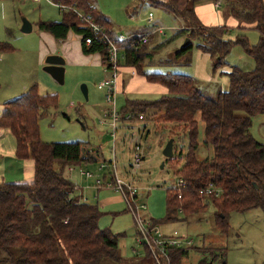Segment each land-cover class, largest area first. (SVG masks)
Segmentation results:
<instances>
[{"label":"trees","instance_id":"16d2710c","mask_svg":"<svg viewBox=\"0 0 264 264\" xmlns=\"http://www.w3.org/2000/svg\"><path fill=\"white\" fill-rule=\"evenodd\" d=\"M203 1L146 0L180 20L181 31L188 37L180 55L187 53L192 48L190 40L197 38V47L213 61V72L221 64L228 65L224 58L236 46L253 60L254 68L244 71L232 66L227 73L229 89L207 98L188 75L143 73L149 56L146 44L117 42L123 49L124 65L165 90L153 101L126 100L119 113L137 119L149 114L157 126L183 130L187 152L176 175L185 185L166 190V220H173L171 214L176 213L185 217L204 213L210 205L215 227L227 234L231 213L252 209L264 213V145L249 134L251 118L264 115V0H224L225 16L237 22L236 30L259 33L255 45H250L244 34L226 40L224 36L232 30L228 26H204L194 12ZM53 3L58 5L62 19L39 21L36 29L57 41L65 40L71 32L80 36L82 53L99 54L101 65L106 66L107 47L95 42L85 45V37L91 36L85 18L112 36L110 20L90 0ZM50 109H58L57 95H40L33 84L18 98L4 103L0 112V130H9L15 139V157L33 165L30 182L0 183V264H124L119 251L122 235L99 227L102 213L98 206L75 196V186L65 174L70 167L104 162L102 149L89 142H42L39 120ZM197 115L203 124L202 146L212 148L208 159L198 158ZM174 160L165 158V162ZM188 249L169 251L170 264H182ZM146 258L147 264H153Z\"/></svg>","mask_w":264,"mask_h":264},{"label":"rangeland","instance_id":"374dc122","mask_svg":"<svg viewBox=\"0 0 264 264\" xmlns=\"http://www.w3.org/2000/svg\"><path fill=\"white\" fill-rule=\"evenodd\" d=\"M218 1L221 2L218 12L222 13L224 1ZM90 2L110 20L114 36H122L124 39L133 35L147 36L146 47L149 56L143 63L145 73L188 75L193 78L201 94L207 98H214L219 91L229 89L227 73L232 66L244 71L254 68L253 60L242 48L236 46L232 47L224 58L228 65L221 64L213 72V61L197 47L200 44L197 38L191 39L192 48L180 55L179 51L188 39L186 33L181 31L180 20L162 7L146 0ZM150 14L151 24L147 22ZM61 19L62 15L56 6L46 0L41 3H33L31 0H0V47H4V50L0 48V103L21 96L24 88L28 89L36 84L40 95L55 94L58 97V109H50L48 114L39 120L42 142H89L100 145L104 162L74 169L70 167L65 174L75 186V196H81L84 201L98 206L102 213L99 227L122 235L119 239V251L124 264L149 262V259L143 257V248L136 244L137 218L143 223L155 222L164 235L177 232L193 240L182 264H264V213L260 209L231 213L227 234L220 233L215 227L214 210L210 205L204 213L187 217L176 213L171 214L173 220H166L165 192L178 184L176 171L181 168L187 152L185 133L181 128L177 129L172 125L157 126L152 115L145 114L142 120L119 119L113 140L110 125L112 120L104 116L105 112L111 110L105 100L106 91L98 90L97 86L114 74L107 70L106 66L96 67L90 61L80 62L81 58L75 57L76 50L79 51L77 42L81 37L72 32L67 36L66 41H70L69 44L74 42V47L69 48L72 50L71 58L64 65L63 84L52 80L43 71V65L37 61V48L41 40L34 25L39 20L59 22ZM23 20L33 25L30 33L24 34L20 31ZM237 34L246 35L250 45L258 43L259 33L254 29L239 31L233 28L224 38L235 40ZM96 55L95 59H100V55ZM118 59L121 66V53H118ZM132 78L129 71L124 72V86L118 91L115 86L113 90L115 109L118 113L125 106L126 100L153 101L165 94L163 87L148 84L145 80L143 84L147 87H143V84L132 85V88L127 90ZM81 85L87 88V99L81 92ZM3 96H6V99ZM127 114L119 113L121 116ZM197 121L200 147L198 158L208 159L212 148L202 146L203 124L198 115ZM249 134L264 145V115L251 118ZM169 139L173 140L175 156L172 158L175 162H165L162 154ZM137 145L141 149V166L131 172ZM100 166H103L101 170ZM54 167L57 169L58 164ZM81 172H88L91 177L81 175ZM113 175L124 185L130 184L136 189V198L131 199V202L136 208L137 218L133 216L120 193L111 188H99L94 184L96 179L103 180V177L109 182ZM100 191L109 192L100 193L96 197ZM106 196H111L114 203L101 206L100 202ZM142 206L144 208H141Z\"/></svg>","mask_w":264,"mask_h":264},{"label":"built area","instance_id":"2783aa9c","mask_svg":"<svg viewBox=\"0 0 264 264\" xmlns=\"http://www.w3.org/2000/svg\"><path fill=\"white\" fill-rule=\"evenodd\" d=\"M34 2H39L41 0H32ZM49 3H53V0H46ZM54 4V3H53ZM57 5V4H55ZM221 5V2L218 0H215L214 7L219 8ZM58 6V5H57ZM88 24L89 31L91 33L90 37H85L84 42L85 45H91L93 42L99 43L101 45H105L107 47V55H108V62L106 65L107 70H111L113 72V77L107 79L103 83L99 84L97 86L98 90H105L106 96L105 100L108 105V107L111 110H108L105 112L104 116L106 118H110L112 121L110 123L112 127L111 137L114 140L115 137V128L116 123L119 119L125 118L127 120H132V115L127 114L124 116L119 115V113L115 109L114 104V88L116 86V73L119 70V59H118V53H121V60H124L123 55V49L120 47L118 43L121 42H133V44H141L144 45L147 43V36H137L133 35L129 38L124 39L122 36H109L105 33V31L102 30V28L91 21L89 18H85ZM147 22L149 24L152 23V16L149 15ZM160 32V31H159ZM135 38H138V40H134ZM143 117L141 115L138 116V120H142ZM140 147L137 145L134 149V155H133V163L131 165V172H135L138 170L141 166V154H140ZM113 162V161H112ZM111 163V161H110ZM103 168V166H100V170ZM81 175H84L86 177H91V175L86 172L82 173ZM94 184L98 187H104V188H111L115 192L120 193L124 200L127 202L128 207L133 214L135 218H137L136 215V208L133 206V203L131 202V199L136 198L137 191L134 187H132L130 184L124 185L120 180L116 178L115 175L112 176L111 180L108 182L106 179H96L94 181ZM184 182L182 180H178V186H184ZM208 190H206V193ZM200 195L203 194V191H200ZM141 208H144L142 206ZM137 233H136V244L139 245L141 248H143L145 255L148 256L153 264H170L169 259V251L174 249H188L192 246L193 240L191 238L186 237L185 235H179L177 232H173L171 235H164L162 234L157 225H153L151 222L149 223H143V221L139 218H137Z\"/></svg>","mask_w":264,"mask_h":264},{"label":"crops","instance_id":"0c3cea01","mask_svg":"<svg viewBox=\"0 0 264 264\" xmlns=\"http://www.w3.org/2000/svg\"><path fill=\"white\" fill-rule=\"evenodd\" d=\"M42 1L43 0H41L39 2H34V1H32V2L33 3H41ZM214 2H215V0H213V1L211 0L208 3L202 2V3L197 4L195 6L194 12H195V15L197 16V18L199 19V21L204 26L212 27V26L225 25V26L230 27L232 30H233V28L235 30L238 27L237 22L233 18L225 16L224 11L222 13L218 12L219 9L214 7ZM55 6L58 9L59 14H61L57 5H55ZM39 21H41V20H39ZM32 28H33V25H32ZM181 28H182V24H181ZM38 35H39L38 38H40L41 42H40L39 47L37 48V61L40 65H43V61H44L45 57L47 55H51V54H56V55L62 56L65 60V63H67L70 60V58H71L70 54H71L72 50H70L69 48L74 47V45H73L74 42L72 44H69L70 41H66L67 38L65 40L57 41L53 38L52 35H50L46 32H39ZM112 36H114V34H112ZM69 40H71V39H69ZM38 43H39V40H37V45H38ZM77 44H78L77 46H79V51H78V49L76 50L77 53H75V57H77L78 59L80 57L81 58V59H79L80 62L90 61L92 63V65H95L96 67H99L101 65V59H99V58L95 59V57H94V56H97L96 54L95 55L94 54L84 55L82 53V50H81L80 41L77 42ZM75 48H76V46H75ZM122 63L123 64L121 66H119L120 68L117 71L118 75L116 73L117 91L119 88H122L124 86L125 83H124V79H123V74H124V72H128V71L131 74V76H133V78L129 80V83L127 85V90H130L132 88L131 87L132 85L133 86L134 85H139V86L142 85L143 81L145 80L144 76L141 74H138L133 68L125 66L124 60H122ZM143 73H145V72L143 71ZM145 82L148 83L146 80H145ZM148 84L157 86L156 84H152V83H148ZM142 86L147 87L145 84H143ZM26 89L27 88L23 89V93L25 92ZM162 90L165 93V90L164 89H162ZM18 97L19 96L15 97L9 101L3 102L2 104L0 103V112L3 108L4 103L10 102V101H12ZM114 104H115V100H114ZM209 149L211 152L210 147H209ZM14 152H15V139H14L13 135L11 134V132L9 130L1 129L0 130V183L1 182H5V183L30 182L32 180V177H33L32 162L29 160L17 159L15 157ZM107 192H109V191H100L97 193L96 197L100 193H107ZM112 196H114V195H112ZM118 197H119V195H118ZM111 199H113V198H111V196H106L100 202V205L101 206L111 205L112 203H114V201ZM119 200H121L120 197H119ZM143 257L145 259H147L146 255H143ZM145 262L147 264V261H145Z\"/></svg>","mask_w":264,"mask_h":264},{"label":"water","instance_id":"95a60500","mask_svg":"<svg viewBox=\"0 0 264 264\" xmlns=\"http://www.w3.org/2000/svg\"><path fill=\"white\" fill-rule=\"evenodd\" d=\"M32 30V25L27 20H23L20 31L24 34L30 33ZM188 39L184 42L185 46ZM64 65L65 60L62 56L51 54L47 55L43 61V71L49 75L56 83L63 84L64 81ZM81 92L85 99H87V88L85 85H81ZM164 158L170 159L173 157V140L169 139L162 151Z\"/></svg>","mask_w":264,"mask_h":264}]
</instances>
